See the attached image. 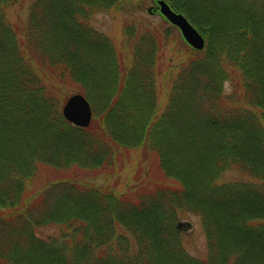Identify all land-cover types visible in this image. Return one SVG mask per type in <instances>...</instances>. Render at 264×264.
<instances>
[{
  "label": "trees",
  "instance_id": "obj_1",
  "mask_svg": "<svg viewBox=\"0 0 264 264\" xmlns=\"http://www.w3.org/2000/svg\"><path fill=\"white\" fill-rule=\"evenodd\" d=\"M17 1L0 0V264H264V0H165L205 45L164 69L166 31L125 24L117 47L91 25L147 0H29L22 22ZM70 88L87 127L62 115ZM132 157V184L110 183Z\"/></svg>",
  "mask_w": 264,
  "mask_h": 264
},
{
  "label": "rangeland",
  "instance_id": "obj_2",
  "mask_svg": "<svg viewBox=\"0 0 264 264\" xmlns=\"http://www.w3.org/2000/svg\"><path fill=\"white\" fill-rule=\"evenodd\" d=\"M155 1L147 0L145 2L144 10L137 12H112V13H98L91 18V25L100 33L110 38V40L119 47L123 40V27L125 24H133L138 27H147L149 29L159 28L162 31L167 32V44L164 45L161 49L160 58L158 64L159 67L164 69L168 65H176L179 62V59L182 57L184 52V40L178 29L171 24L167 23L164 18L156 11L153 14L147 12L148 7H155ZM29 6V0L17 1L15 4L9 7L8 9V19L11 21L22 22L27 16V9ZM181 36V37H180ZM187 44V43H186ZM188 45V44H187ZM161 79L160 83V97L163 98V93L167 92L169 78L167 76H159ZM67 91V95H71L76 92L73 88H70ZM232 92V87L229 82L224 83V93L228 94ZM127 164L124 167H121L119 170V177L116 179H110L109 182H116L121 179L123 185H130L131 182V168L134 163L133 157L130 160H127ZM136 174V172H135ZM118 179V180H117ZM239 179V174L235 172H226L218 180L219 183L228 182L232 180ZM120 186V187H122ZM182 223H186L185 239L186 249L190 254L195 256H201L205 250V237L202 233L199 219L195 216L185 215L181 218ZM51 229H46L40 232V234L50 233Z\"/></svg>",
  "mask_w": 264,
  "mask_h": 264
},
{
  "label": "water",
  "instance_id": "obj_3",
  "mask_svg": "<svg viewBox=\"0 0 264 264\" xmlns=\"http://www.w3.org/2000/svg\"><path fill=\"white\" fill-rule=\"evenodd\" d=\"M156 8L160 15L179 30L190 47L196 50L204 48V37L183 14L173 10L165 0H156ZM147 11L152 12L151 7ZM61 112L65 120L78 127H87L92 119L91 106L80 93L69 95L62 105Z\"/></svg>",
  "mask_w": 264,
  "mask_h": 264
}]
</instances>
